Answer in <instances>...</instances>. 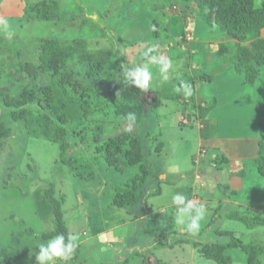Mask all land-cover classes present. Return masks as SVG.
I'll return each instance as SVG.
<instances>
[{"label":"rangeland","instance_id":"rangeland-1","mask_svg":"<svg viewBox=\"0 0 264 264\" xmlns=\"http://www.w3.org/2000/svg\"><path fill=\"white\" fill-rule=\"evenodd\" d=\"M1 1L7 2L0 18L7 25L0 24V89L8 88L13 96L25 84L51 85L71 128L80 131V135L69 140L70 148L64 155L57 143L41 136L45 122L41 116H33L27 123L10 124V137L0 141V249L15 252V264H38L37 245L47 241L39 235L53 229L52 206L45 196L50 187L52 197L62 202L63 221L69 236L76 237L77 246L80 242V248H76L82 252L80 256L85 264H215L203 258L192 242L224 244L228 237L217 234L218 231L230 232L245 243L264 245V226L251 229L245 223L264 216V179L251 163L245 161L240 173V168H229L222 173L223 161L212 158L207 173L222 179L225 175L228 179L220 181L223 193L220 191L213 198L206 197L209 187L205 188L204 181L192 186L190 177L194 169L201 170L204 159L209 160L208 153H204L205 157L198 153L197 118H186L188 111H193L191 100L196 96L206 93L210 97L206 98L207 103L215 99V108L229 109L230 117H221L214 106L207 110L206 116L214 125H220L227 140L236 142L258 135L260 139L257 123L264 113V74H259L252 86L243 83L230 61V54L236 50L234 41L200 18L190 19L185 24L176 15L183 11L180 0H47L56 2L57 19L46 22L25 15V0H0V5L4 3ZM254 4L257 8L264 7V0H254ZM153 22L164 25L166 34L159 35L153 29ZM42 39L61 43L80 40L90 53L103 54L116 49L115 60L106 71L113 75L111 81L117 79L119 70L124 75V69L139 66L141 61L147 63L142 53L156 45V54L171 59L173 67L168 73L169 79L164 81L159 66L148 64L153 73L149 88L175 97V89L182 81L191 84L192 95L185 98L187 104L176 98L161 100L148 117L147 127L152 137L148 141L147 155L154 163V176L169 172L172 167L179 174L190 168V176L175 188L162 187L160 196L148 200L143 221L135 220L141 207L130 214L111 204L114 196L138 173V167L127 166L122 156L118 157L116 167L107 166L102 158L95 159L93 149L102 138L98 136L102 135V124L82 123L77 103L66 97L46 75L22 82L9 81L8 74L14 65L36 62ZM222 45L229 54L218 55ZM74 69L84 75L78 63ZM196 74L213 79L201 84L194 81ZM218 83L223 86L208 94ZM115 125L116 120H109L107 126L112 130ZM192 156L195 163L191 162ZM60 157L75 160L78 167L63 164ZM229 178H235L241 188L232 187ZM170 179L173 177H168ZM211 179L209 184L213 183ZM191 187L193 193L194 189L199 193L192 195ZM228 191L234 192L233 195L226 197ZM177 192L206 208L205 219L196 235L189 234L185 226L177 222V209L171 199ZM234 211L246 219L226 217ZM32 233L38 235L37 239L32 238ZM229 254L231 264H245V255L240 251L231 250ZM59 262L56 260L54 264Z\"/></svg>","mask_w":264,"mask_h":264},{"label":"trees","instance_id":"trees-1","mask_svg":"<svg viewBox=\"0 0 264 264\" xmlns=\"http://www.w3.org/2000/svg\"><path fill=\"white\" fill-rule=\"evenodd\" d=\"M25 2L27 3L24 9L25 15L28 14L30 18L45 22L57 19L56 2L47 0H35L34 3L25 0ZM180 2L183 4V11L176 15L180 16L185 24L190 19L200 18L207 26L217 28L228 39L235 42L236 50L230 54L233 70L242 77L245 85H254L260 70L264 68V38L261 37V32L264 30V7L257 8L254 0H180ZM152 25L159 35L166 34L164 25L156 22ZM115 50L103 54L90 53L85 50L80 40L61 43L54 39H42L36 62H20L14 65L8 78L10 82L15 83L46 75L55 81L66 97L77 103L82 123L87 125L93 121L96 124H102V135H98L102 138L93 149L95 159L102 158L107 166L116 167L118 157L122 156L127 166L138 167V173L125 184L124 190L114 196L111 204L132 214L141 207V213L135 216L142 217L147 212L148 200L158 197L161 192L159 175L154 176V163L147 155L148 141L152 137H150L152 132L147 127L148 117L161 100L176 98L184 105L187 101L183 94L176 93L175 97H172L168 94L169 92L161 93L152 91L150 88L144 91L137 89L127 81L120 70L117 79L111 81L113 75L106 74V71L115 60L117 54ZM229 53L224 45L218 51L219 56ZM75 63L79 64L84 75L74 69ZM193 79L202 84L210 82L212 77L196 74ZM191 101L193 111L189 110L186 118L191 119L197 110L201 112L197 115V119H203L205 112L215 105L216 100L211 99L207 103L206 98L200 96L196 107L194 106L195 98ZM203 103L204 107H202ZM129 113L135 115L134 121L126 119ZM33 116L43 117L45 122L42 125L41 136L57 143L62 155L70 148L69 140L80 135L79 130L71 128L70 120L58 104L51 85L35 87L25 84L13 96L9 94L8 88L0 89V141L10 137V124L27 123ZM109 120H116L112 130H109L111 127L107 126ZM257 124L260 134L258 152L249 164L251 163L256 173L264 179V136L262 134L264 133V116ZM62 157L59 161L63 164L71 165L74 169L78 167L74 163L75 160L71 158L64 160ZM77 175L79 174H74V176ZM52 192L53 188L50 187L45 196L52 206L53 229L50 232L41 233L39 237L49 240L57 234H63L67 240L69 234L61 212L62 202L55 200ZM227 217L246 219L238 216L235 211L229 213ZM245 223L251 229L262 227L264 216L255 222L246 221ZM217 234L228 237L227 242L202 245L192 242V246L198 248L203 258L215 264H231L232 258L229 253L231 250H238L245 255V264H261L264 260V245L261 243H245L234 238L230 232L218 231ZM31 236L36 239L38 237L35 233ZM186 241L183 240V243ZM79 250V248L74 250L69 261L63 263L61 261L57 264H85L79 257L81 252ZM15 258V252L8 248L0 249V264H15Z\"/></svg>","mask_w":264,"mask_h":264},{"label":"crops","instance_id":"crops-1","mask_svg":"<svg viewBox=\"0 0 264 264\" xmlns=\"http://www.w3.org/2000/svg\"><path fill=\"white\" fill-rule=\"evenodd\" d=\"M9 1H15V0H9ZM1 2H4V3L2 5H0V18H2L3 15H4L3 13H5L4 12V10H5L4 6H5V3H7L5 1H1ZM261 37L264 38V30L261 32ZM262 74H264V68H262L261 71H260V76H262ZM222 83H218L216 85L214 84V87L216 86L215 89L214 90L213 89L210 90L208 92V94H210V92L218 90L219 86L222 87L223 86ZM201 96H203V97H205L207 99H210V97L207 96L206 93H203ZM197 99H199V96H196V98H195V101H196L194 103L195 107L197 106V104L199 102V100L197 101ZM216 104H217V101H215L214 108H215ZM204 106H205V104L203 103L202 107H204ZM224 108H221V107L217 106V108H215V110L216 111L219 110L221 117H230L231 114L228 112L229 109L228 108L224 109ZM195 110H196V108H195ZM230 110H232V109H230ZM213 111H214V109H213ZM232 111L234 112V110H232ZM196 112H197V110H196ZM225 112H226V114H223ZM199 113H201V112H199ZM199 113L197 115H199ZM208 113H209L208 111L205 112L204 120L203 119H199V118L196 119L197 115L196 116L192 115L191 119L190 118H187V119L188 120L196 119L197 124H198V125H196L197 126L196 127L197 136H198V140H199V142H198V150L201 151L202 148H205L206 149L205 153L206 154L208 153L209 160L208 159H204L203 160L204 162H203L202 168L198 172L194 169V166H193V169H194L193 172L194 173L191 176H190V173H189L190 168L186 169L185 171H183L182 173L179 174L178 171L176 169H174V167H172V169L169 172H164L162 174H159L158 177H159V180L161 182V184H160V189H161L160 195L163 193L162 192L163 191L162 187L169 186V187L175 188L178 185H181L182 183H184V181L187 179V177L189 178V176H190L191 179H193L192 186H194L196 184V182H200L201 183L202 181H204L205 184H206L205 188L209 187L208 188L209 189L208 190L209 193H207L208 196H206V197L207 198H213L214 195H219L220 191L223 190L222 187L219 186L220 181H222V183H223V180L227 181L228 179H226L225 175L224 176L222 175V177L224 178V179H222L221 177L218 178L217 176L209 175L207 173V172H209L208 171L209 168H210L209 167V163H210L212 158L216 157L217 159H220L221 162L223 161L222 168H221L222 173L225 172L226 169L229 170V168H233L234 170H236L237 168L238 169L240 168L239 169L240 170L239 173H240L242 170H244L243 169L244 166H245L244 162L246 161V162L249 163L250 160L253 159L257 155L258 142H259L258 136L259 135L256 136V138L252 137L250 139L238 140L236 142H233V140H227V137H225L222 134V132H221L220 125L219 124L214 125L210 120H208V117H206ZM263 116H264V113L261 115L260 118H262ZM192 124L195 125L194 123H192ZM209 150H212V152L209 153ZM199 151H198V153L200 154ZM206 154H203L204 157L206 156ZM200 155L202 156V154H200ZM192 160L195 163V160H194L193 156L191 157V162H192ZM174 170H176V171H174ZM175 175H177V178L174 177ZM171 176L173 177V179L168 180V177H171ZM210 178H212L211 180H213V183H211V184H209V181H208V180H210ZM214 178H218V180L214 181ZM237 178H238V180L240 182V178L239 177H237ZM229 180H231V178H229ZM168 181H169V183H168ZM239 182L237 180H235V178H233L231 181H229V184H231L232 187H234L235 189L236 188L240 189L241 185H240ZM190 191H191L192 195L195 194V193L196 194L199 193L195 189H194V193H193L192 187H191ZM222 193H223V191H222ZM233 193L234 192L230 193L228 191V192H226L225 196L227 197V195L228 196H230L231 194L233 195ZM228 198H231V197H228ZM151 199H153V198H151ZM135 220L137 221V223L139 221H143V216L142 217H136ZM80 245L81 244L79 242V246ZM81 253L82 252H79V255ZM80 259L83 260V257L80 256Z\"/></svg>","mask_w":264,"mask_h":264},{"label":"clouds","instance_id":"clouds-1","mask_svg":"<svg viewBox=\"0 0 264 264\" xmlns=\"http://www.w3.org/2000/svg\"><path fill=\"white\" fill-rule=\"evenodd\" d=\"M0 24L6 26L7 22L0 20ZM156 51V45H152L142 53L147 63L141 61L142 63L139 66H132L131 68L124 69V75L133 87L143 91L149 89L150 82L153 79V73L149 69L148 64L158 65L162 79L164 81L169 79L168 73L173 67L172 60L156 54ZM175 91L177 94L182 92L184 97L188 98L192 95V86L182 81ZM135 118V115L132 113H129L126 117V119L132 121H134ZM171 199L177 209V222L184 225L185 230L189 234H198L201 228V221H203L206 216V208L203 205L193 203L184 194L179 192L174 193ZM75 241L76 237L74 236H69L66 240L63 234H57L54 238L39 243L37 245L39 251L35 254L38 264H54L56 260H70L74 250L78 247Z\"/></svg>","mask_w":264,"mask_h":264},{"label":"built area","instance_id":"built-area-1","mask_svg":"<svg viewBox=\"0 0 264 264\" xmlns=\"http://www.w3.org/2000/svg\"><path fill=\"white\" fill-rule=\"evenodd\" d=\"M204 153H205V151H204V150L200 152V154H204Z\"/></svg>","mask_w":264,"mask_h":264}]
</instances>
